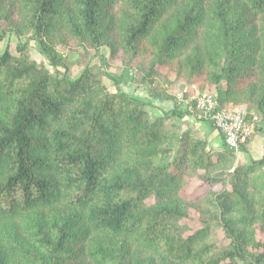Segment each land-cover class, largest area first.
<instances>
[{
	"label": "trees",
	"instance_id": "obj_1",
	"mask_svg": "<svg viewBox=\"0 0 264 264\" xmlns=\"http://www.w3.org/2000/svg\"><path fill=\"white\" fill-rule=\"evenodd\" d=\"M0 18L53 67L0 52V264H264V152L165 125L194 106L151 119L63 54L107 45L142 80L172 71L264 114V0H0ZM214 220L225 242L205 241Z\"/></svg>",
	"mask_w": 264,
	"mask_h": 264
},
{
	"label": "rangeland",
	"instance_id": "obj_2",
	"mask_svg": "<svg viewBox=\"0 0 264 264\" xmlns=\"http://www.w3.org/2000/svg\"><path fill=\"white\" fill-rule=\"evenodd\" d=\"M2 6L6 7L7 4L5 3ZM2 25L5 24L0 18V28ZM5 28L6 29L0 36V52L4 49H8L11 53L16 54L18 52L17 46H24L25 50L34 60L44 63L49 70L53 69V67L48 64L47 59L38 51L36 47V40L31 37V32L27 34H18L12 30H7L6 25ZM63 54L66 57V65L68 69L67 74L69 76H77L85 67H90L92 69L100 68L105 73L103 74V80L106 88L112 92L122 90L127 94L143 100L145 103L144 107L147 110V115L151 119L162 115L153 114V109L159 108L157 105L158 102H155L154 100L155 97L169 96L173 98L175 103H177L176 105L178 109L180 106H184V109L182 110L184 111L188 106H194L196 109L193 111L200 112V110L192 103L191 98H194L203 92H211L212 94H215L212 90H207L205 87H202L199 79H190L187 81L182 78L175 77L172 71H167V74H157L152 82L142 80L138 73L139 66L137 59H131L130 63L126 65L121 61L119 53L116 55L110 53V49L107 45L91 47L86 43L74 41L69 52ZM58 69L62 70L63 68L58 65ZM179 96L187 99V101L179 102ZM220 105L228 106L229 104ZM238 106H241L246 110V120L252 127V130L254 132L261 131L264 135V114L254 105ZM165 111L167 110H162L161 113H165ZM175 115L176 114L171 113L164 118L166 126L171 127L176 125L178 128L181 126L183 128L191 129V131L197 134L194 129L190 127V125L186 124L185 119H182V116ZM183 124L186 125L184 126ZM239 152V150L235 151V154L237 159L241 160ZM204 239L206 242H225L226 237L222 226L214 220Z\"/></svg>",
	"mask_w": 264,
	"mask_h": 264
},
{
	"label": "built area",
	"instance_id": "obj_3",
	"mask_svg": "<svg viewBox=\"0 0 264 264\" xmlns=\"http://www.w3.org/2000/svg\"><path fill=\"white\" fill-rule=\"evenodd\" d=\"M180 101L187 99L179 96ZM192 103L200 110L202 116L211 122L222 135L226 145L235 151L252 134V127L246 120V110L238 105L221 106L215 94L203 92L194 98Z\"/></svg>",
	"mask_w": 264,
	"mask_h": 264
},
{
	"label": "crops",
	"instance_id": "obj_4",
	"mask_svg": "<svg viewBox=\"0 0 264 264\" xmlns=\"http://www.w3.org/2000/svg\"><path fill=\"white\" fill-rule=\"evenodd\" d=\"M139 97V96H138ZM155 102H158V109H153V114H162V110H169L175 106V101L172 97H155ZM184 106H180L179 109L183 110ZM185 119L186 124L190 125L194 131L202 137H205L213 149H218L222 145V135L219 130L213 126L208 120L204 118H196L192 114H183L182 119ZM186 124H183L184 126ZM252 136V137H251ZM251 138L245 145V149L239 150L242 161L249 160L251 158L256 159L260 157L264 152V135L261 131L252 132Z\"/></svg>",
	"mask_w": 264,
	"mask_h": 264
}]
</instances>
